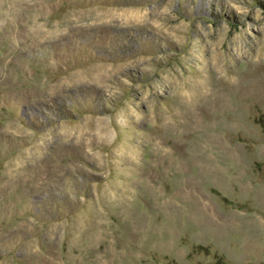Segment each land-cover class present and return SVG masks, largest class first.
Instances as JSON below:
<instances>
[{"label":"rangeland","instance_id":"rangeland-1","mask_svg":"<svg viewBox=\"0 0 264 264\" xmlns=\"http://www.w3.org/2000/svg\"><path fill=\"white\" fill-rule=\"evenodd\" d=\"M0 264H264V0H0Z\"/></svg>","mask_w":264,"mask_h":264}]
</instances>
